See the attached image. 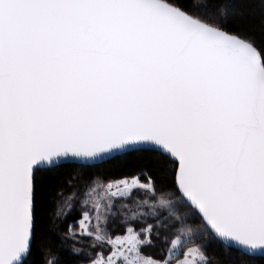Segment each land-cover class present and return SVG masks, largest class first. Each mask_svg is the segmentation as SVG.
I'll return each mask as SVG.
<instances>
[{"label":"snow or ice","instance_id":"6c2138e0","mask_svg":"<svg viewBox=\"0 0 264 264\" xmlns=\"http://www.w3.org/2000/svg\"><path fill=\"white\" fill-rule=\"evenodd\" d=\"M255 5L0 0V264L264 259Z\"/></svg>","mask_w":264,"mask_h":264},{"label":"trees","instance_id":"16d2710c","mask_svg":"<svg viewBox=\"0 0 264 264\" xmlns=\"http://www.w3.org/2000/svg\"><path fill=\"white\" fill-rule=\"evenodd\" d=\"M201 3L204 0H200ZM235 28L244 33L253 34L258 43L264 42V18H262L261 10L258 5L254 6V10L246 18H236L233 21ZM138 162L134 157H129L128 167L135 168ZM113 169L115 174L119 175L122 169L120 162H114L108 166ZM127 171V169H124ZM71 170H69L70 174ZM206 251L211 258L210 264H264V259L253 258L242 254L237 250H226L222 245H217L215 242L209 241L206 246ZM34 264H42V257L39 253L34 256Z\"/></svg>","mask_w":264,"mask_h":264},{"label":"water","instance_id":"95a60500","mask_svg":"<svg viewBox=\"0 0 264 264\" xmlns=\"http://www.w3.org/2000/svg\"><path fill=\"white\" fill-rule=\"evenodd\" d=\"M233 250H235V249H233ZM238 251V250H237ZM240 252V251H239ZM242 254H244V253H242ZM244 255H246V256H249V255H247V254H244ZM249 257H251V256H249Z\"/></svg>","mask_w":264,"mask_h":264}]
</instances>
